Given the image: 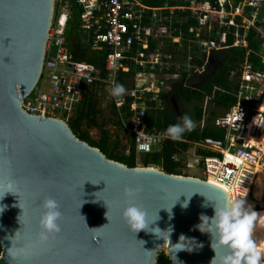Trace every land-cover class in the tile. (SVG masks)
<instances>
[{"label": "water", "instance_id": "95a60500", "mask_svg": "<svg viewBox=\"0 0 264 264\" xmlns=\"http://www.w3.org/2000/svg\"><path fill=\"white\" fill-rule=\"evenodd\" d=\"M53 11L54 0H0V180L12 177L17 192L0 200V264H157L163 249L171 264H210V237L195 226L201 214L213 215L212 207H202L205 199L228 197L224 190L200 179L109 160L78 139L68 123L21 108L44 67H53L45 61ZM126 187L141 189L134 202L148 212L150 221L160 208L170 209L176 202L171 218L162 208L149 226L171 228L169 241L166 233L158 238L129 231L121 218ZM45 197L59 202L61 231L35 247L39 205ZM182 235L203 247L177 251L172 246Z\"/></svg>", "mask_w": 264, "mask_h": 264}, {"label": "built area", "instance_id": "2783aa9c", "mask_svg": "<svg viewBox=\"0 0 264 264\" xmlns=\"http://www.w3.org/2000/svg\"><path fill=\"white\" fill-rule=\"evenodd\" d=\"M218 8L210 5L188 9L198 20L199 26L191 28L199 37L202 31L210 32L214 25L218 28L219 42L215 40H196L201 53L206 57L212 50L223 49L228 28H233L235 47H247V32L255 29L262 40L259 56L264 63V0H217ZM73 5L81 9L79 29L84 44L92 49L106 48L104 60L107 78L101 80L98 71L86 63H74L71 60L64 35L67 19ZM162 11V10H160ZM174 11L156 12L139 0H54L53 21L46 44V63L53 67H44L41 85L47 82L48 89L39 87L21 101V108L30 115L55 118L68 123L82 101L86 88L94 81L109 85L113 79L118 82L119 73H128L130 63L134 65L138 76L154 77L176 66L172 56L159 50L148 51L149 42L158 44L164 38L171 43H179V37H172L171 18ZM239 20V22H238ZM259 24L260 26H257ZM221 29H226L220 32ZM147 49L143 51L142 49ZM191 58H187L189 70ZM203 67L194 72L203 73ZM178 77V75H166ZM45 77V78H44ZM133 78V79H134ZM236 104L224 115L217 117L213 125L225 130V145L217 155L201 158L200 170L203 180L221 188L228 197L235 198L247 190L246 198L252 196L257 179V171L264 161V151L252 140L264 137L260 122L253 125L255 117L262 119L264 111L259 107L264 101V72H255L244 64L240 83L235 94ZM115 107V120L134 139L137 155L151 154L160 149L169 139L162 131L147 132V114L149 111H162L164 99L158 82L149 85H134L127 89L123 103ZM208 99L204 103L203 127ZM257 104L259 107H254ZM179 161L177 155L174 158ZM245 198V199H246Z\"/></svg>", "mask_w": 264, "mask_h": 264}, {"label": "trees", "instance_id": "16d2710c", "mask_svg": "<svg viewBox=\"0 0 264 264\" xmlns=\"http://www.w3.org/2000/svg\"><path fill=\"white\" fill-rule=\"evenodd\" d=\"M192 0L186 3L185 9L176 10L171 18L172 37H179V43H171L170 40L168 49L162 50L158 44L149 42L147 48L149 52L159 50L163 54L172 56L173 60H177L176 56H180L185 62L183 67L175 68L158 75L161 80H165L166 75H178L177 79L169 85V90H161V96L164 99V109L162 111H149L147 114V132L162 131L165 133L167 127L171 124L180 122L179 118L188 114L196 122L195 130L184 133L182 139L176 141L166 139L160 149L151 154L140 156L139 162L143 168L156 169L161 168L162 172L184 176L180 168L182 164L175 161V156H180L188 151L193 145L204 144L206 140L225 144V130L219 129L213 125L214 120L219 114L228 112L237 102L235 94L240 83L242 68L245 63L251 66L255 72H264V63L259 56L262 40L255 29H250L247 32V47H235L233 28L227 30L225 44L223 49L212 50L209 56L205 59V53H201L198 45L193 43L196 40H215L219 42L217 29L213 28L210 32L202 31L199 37H196L195 32H190L191 28L199 26L198 20L192 15L189 5ZM196 6L210 5L211 8H218L217 0H193ZM144 5L147 7H159L158 0H144ZM81 9L73 5L71 13L67 19L64 35L71 60L74 63H86L93 69L98 71V77L101 80L107 78L104 60L108 53L106 48L92 49L88 44H84L81 35L78 32ZM239 22V20H238ZM216 25V24H215ZM257 26H260L257 24ZM226 29H221L220 32ZM176 47V55L173 54L172 48ZM143 51L147 49L143 48ZM190 57L189 65L191 68H186L187 58ZM130 71L128 73H119L118 83L125 86L128 78H134L136 70L134 65L130 63ZM196 67H203L204 71L201 74L195 73ZM103 83L94 81L85 90L82 101L79 104L74 116L68 122L75 136L88 143L91 147L99 149L109 160L119 162L129 168L138 167L137 153L135 143L131 137L115 120L116 111L111 103L113 123L129 140L128 153H118L116 150L119 147V142L110 143V135L106 129L101 127V137L99 140H93L86 131H81V124L85 122L87 127L97 126L96 118L99 115V99L98 88ZM208 99V104L205 112L203 127L200 123L204 117V103ZM252 142L261 143L264 149V137L254 139ZM197 155L200 158L215 156L217 153L198 149ZM250 199V197H249ZM252 200L250 199V203ZM261 212V220H264V211ZM264 240V225L258 224L254 231V238L257 237ZM2 247L0 244V254ZM157 264H171L169 257L160 252L157 257Z\"/></svg>", "mask_w": 264, "mask_h": 264}, {"label": "clouds", "instance_id": "9594fccd", "mask_svg": "<svg viewBox=\"0 0 264 264\" xmlns=\"http://www.w3.org/2000/svg\"><path fill=\"white\" fill-rule=\"evenodd\" d=\"M126 92L127 89L125 86L113 79L109 88V95L117 104L123 103V97ZM179 120L180 122L169 125L164 135L172 140L178 141L182 139L184 133L195 130L197 126L196 122L188 114L182 115ZM86 181L92 184H99L101 182L93 183L92 181ZM140 192V188L133 189L126 187L123 190L126 206L121 212V218L129 231L134 234L140 231H146L155 234L158 238H163L162 234L166 233L169 241V236L172 231L171 228L166 231H161L159 227H149L159 219L158 211L166 208H160L155 214L156 218L150 221L148 212L134 202L135 197ZM8 193L17 195L16 182L12 177H8L7 182L0 180V200H3L5 194ZM246 196L247 190L235 198L222 197L217 200H208L206 198L202 204L204 208L212 207L213 209V215L211 217L201 214L199 217L200 222L195 226L196 230L201 234H207L210 237V248L214 252L210 264H262V261H264V244L258 243L254 238V231L257 225H264V220L260 219L262 213L254 210V207L246 202ZM187 198L190 199L191 197ZM181 206L187 208L188 200L186 199ZM171 208L166 209L169 211L170 218ZM39 209L38 230L33 240V246L35 247L46 245L50 239L54 238L61 231L59 222L62 218V213L59 202L53 197H45L40 202ZM3 211L4 206L0 205V213ZM107 213L106 218L108 220ZM85 227L87 228L86 224ZM101 228L89 230H99ZM139 242L141 245L144 243L143 241ZM185 242H187V245ZM172 247H175L177 251L186 250L190 252L194 248L203 247V245L198 244L193 238H186L182 235L179 237V241Z\"/></svg>", "mask_w": 264, "mask_h": 264}, {"label": "rangeland", "instance_id": "374dc122", "mask_svg": "<svg viewBox=\"0 0 264 264\" xmlns=\"http://www.w3.org/2000/svg\"><path fill=\"white\" fill-rule=\"evenodd\" d=\"M144 0H139L140 3H143ZM160 6L163 8L169 9V7H182L185 9L186 3H188L189 0H159ZM193 2V0H192ZM169 42L168 39L164 38L163 40H160V47L162 50L168 49ZM176 49L172 48L173 54L176 55ZM177 60H175V64L178 67H183L185 62L180 56H176ZM45 78V77H44ZM158 82L163 83V90L167 91L169 90V85L173 82V80L177 79L176 77L171 76H165L164 81L161 80L160 77L155 78ZM152 81V78L150 76H138L136 78H128L126 80V87L129 89L134 85H149ZM42 87L43 90L48 89V84L45 82L41 85V82H39V87ZM109 85L103 84L98 88V99H99V115L96 118L97 126L95 127H87L85 122H82L81 124V131H86L90 137L97 141L101 137V127L103 129H106L109 132L110 135V143L113 144L116 141L119 142V147L117 148L118 153L126 154L129 150V140L127 137L124 136V134L118 130V128L113 123V116H112V108H111V96L109 95ZM260 111H264V104L260 107ZM259 118L256 117L254 119L253 125H256L257 122H260L259 126L263 128L264 130V119L258 120ZM214 149L213 147L205 144H199V145H193L191 146L188 151L183 153L181 155V161L183 163L182 168L179 169L185 177L189 178H202L201 170H200V160L201 158L197 155L198 149ZM140 156L137 155V162H138V168H143L140 165L139 162ZM155 170L161 171L160 167H157ZM250 199L252 200V206L254 207V210L256 211H264V161L263 165L257 173V179L254 185V190L252 192V196H250ZM250 199L248 197L247 203H250ZM258 243L264 244V240L261 239V237H257ZM161 252L166 254L165 249H163ZM264 263V261H262Z\"/></svg>", "mask_w": 264, "mask_h": 264}, {"label": "crops", "instance_id": "0c3cea01", "mask_svg": "<svg viewBox=\"0 0 264 264\" xmlns=\"http://www.w3.org/2000/svg\"><path fill=\"white\" fill-rule=\"evenodd\" d=\"M159 1V0H158ZM192 4H194V1L192 2L191 1V3H190V5H189V7H191L192 6ZM153 9H156V12H165V11H176V10H180V9H184V8H182V7H169V9H166V8H163L162 6H159V7H152ZM188 9V8H187ZM160 10H162V11H160ZM174 14V13H173ZM173 14H172V16H173ZM214 29L216 28V26L214 25V27H213ZM217 29V31H218V28H216ZM174 49L176 48V47H173ZM156 77H158V76H155V78ZM152 78V81L151 82H153L154 84H155V82H158L154 77H151ZM162 84L163 85V83L162 82H158V85L159 84ZM164 86V85H163ZM163 86H162V88H160L159 86V88L161 89V90H163ZM259 107V106H258ZM222 115H224V114H219L217 117H220V116H222ZM204 144L205 145H209V144H206L205 142H204ZM199 145V144H198ZM225 145V144H224ZM209 146H211V147H213L214 149H207V150H210V151H213V152H218L219 150H221L222 148H224V146L223 145H221V147H216V146H213V145H209ZM185 153V152H184ZM183 154V153H182ZM181 154V155H182ZM181 155L179 156L180 157V162H181V164L183 165V163H182V161H181Z\"/></svg>", "mask_w": 264, "mask_h": 264}, {"label": "bare ground", "instance_id": "6f19581e", "mask_svg": "<svg viewBox=\"0 0 264 264\" xmlns=\"http://www.w3.org/2000/svg\"><path fill=\"white\" fill-rule=\"evenodd\" d=\"M264 104V101L262 102V104H261V106ZM260 106V107H261ZM260 107H259V109H260ZM256 118V117H255ZM254 118V119H255ZM262 119H264V117L262 118ZM261 120V119H260ZM254 122V121H253ZM256 145H260L261 146V148H262V144L261 143H256V142H254ZM263 151H264V149H262ZM259 171H260V169H258V171H257V173H259ZM248 201V199L246 198V202ZM262 264H264L263 262H262Z\"/></svg>", "mask_w": 264, "mask_h": 264}]
</instances>
